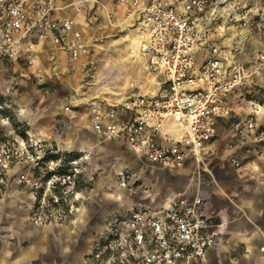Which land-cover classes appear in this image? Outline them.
Segmentation results:
<instances>
[{"label": "built area", "instance_id": "obj_1", "mask_svg": "<svg viewBox=\"0 0 264 264\" xmlns=\"http://www.w3.org/2000/svg\"><path fill=\"white\" fill-rule=\"evenodd\" d=\"M108 1L0 0V58L24 56L25 63L32 65V37L61 47L73 61L87 56L89 45L75 18L63 13L68 8L80 13L85 3H93L106 11L108 22L115 26L116 12L109 11ZM115 1L133 20L130 34L161 92L133 94L108 108L93 101L89 110L98 137L124 141L141 159L161 169H174L189 157L202 163L201 150L216 137L222 119L230 120L236 136L256 133V139L264 141V126L258 118L264 115V52L256 54L251 66L236 59L245 52L253 31L264 39V27L253 25L247 7L229 0ZM217 7L225 10L228 26L239 27L231 44L224 42L227 25L219 21L224 16L216 12ZM212 34L223 38L216 41ZM234 95L237 100L231 103ZM118 112H126L128 118L116 124ZM90 154L62 152L33 133L0 142V201L14 178L17 185L30 190L34 222L64 220L56 211L61 207L78 210L77 189ZM230 162L241 164L236 158ZM201 205L200 196L190 199L178 192L168 209L130 213L126 232L114 228L110 244L123 250L119 242L128 237L137 247L152 246L139 264L200 259L216 244Z\"/></svg>", "mask_w": 264, "mask_h": 264}, {"label": "crops", "instance_id": "obj_2", "mask_svg": "<svg viewBox=\"0 0 264 264\" xmlns=\"http://www.w3.org/2000/svg\"><path fill=\"white\" fill-rule=\"evenodd\" d=\"M229 1L247 7L253 25L264 27L263 0ZM108 5L116 11L117 25L111 29L106 11L93 3H85L82 13L68 8L63 14L75 18L76 27L87 43L93 39L102 40L106 34L104 27L122 33L113 43H127L124 46L111 49L93 44L96 55L112 54L99 59L101 65L95 76L99 77L101 72L102 77H109L115 71L118 74L116 79L104 88L97 85L87 87L88 83L84 82L89 74V71H84L87 56L71 62L61 47L32 37L35 64L45 69L47 79L55 89L52 94L39 95L37 107L33 110L28 98L21 99L18 117L29 127L25 135L33 133L62 152L77 153L97 145L96 156L84 163L85 177L92 178L81 180L82 194L91 195L92 199L105 196L103 180L126 173L128 179L142 178L145 200L131 202L126 208L115 211L106 210L99 202L87 201L76 218L68 216L66 224L34 225L30 221L32 198L29 188L17 185L11 178L0 201V264H139L140 258L151 251L152 246L137 247L127 237L119 242L125 248H113L114 256L110 258L106 253L109 236L113 235L114 228L125 233L126 219L134 211L155 213L168 209L178 192L190 199L196 195L202 198L201 213L209 221V232L215 234L216 239V244L202 258L182 264H264V141H258L256 133L236 136L231 130L230 120L222 119L217 125L216 137L201 150L202 163L189 157L174 169H161L141 158L137 161L124 141H99L92 128L89 110L93 101L108 108L133 94L161 92L160 84L147 71L146 57L138 52L137 41L130 34L133 20L127 19V9L115 0H110ZM216 12L224 16L219 20L227 25L224 42L231 44L239 27L228 26L223 8L217 7ZM91 13L93 15L89 16ZM98 18L103 23L102 32L92 33L89 22ZM223 36L212 34L211 37L221 41ZM260 51L264 52V39L253 31L245 52L237 55L236 59L251 66ZM25 64L24 56L18 60L0 58V91L3 92L7 84L2 78L9 68L22 73ZM21 83L27 85L26 93L29 89L33 91L30 82L21 80ZM235 100L237 95L232 96L231 103ZM63 102H68V109L62 105ZM127 118L126 112H118L115 123ZM258 118L259 124L264 126V115L260 113ZM7 132L5 136L10 139L6 140H19L25 136L23 133L15 134L13 130ZM230 157L242 160V165L235 167ZM92 164L100 169V179L96 181L90 175ZM117 190L126 193L118 186ZM116 220L119 222L115 223Z\"/></svg>", "mask_w": 264, "mask_h": 264}, {"label": "rangeland", "instance_id": "obj_3", "mask_svg": "<svg viewBox=\"0 0 264 264\" xmlns=\"http://www.w3.org/2000/svg\"><path fill=\"white\" fill-rule=\"evenodd\" d=\"M108 2H107V8L109 9V11L116 12L115 9H111L109 7ZM101 9H103V8L101 7ZM84 10L85 9H83V11H81L80 13L84 12ZM92 15L93 14L91 13V15H89V16H92ZM94 16L97 17V15H94ZM115 16H116V14H115ZM114 22H116V21H114ZM88 27L91 29L92 33H96L97 31L102 32V29H104L106 31V34L102 40L101 39L100 40L93 39L92 41H89V43H88L89 54L87 55V64H86L84 71L85 72L89 71V74H88V76L85 77L84 82L88 83L87 87H92L94 85H97L101 88H104V87H107L108 85H110L114 81V79H116L118 74H117V72L114 73L115 72L114 71L109 77L107 75H106V77H102L101 72H100L98 74L99 77L95 76L96 72H99L98 66L101 65V63H99V59H103L105 57H110L112 54L108 53V54H104V55L103 54L102 55H99V54L96 55L95 51H93V49L95 48V46H93V44L94 45L95 44H102V45L112 49V48L117 47V46H120V47L124 46L127 43H124V44L113 43L115 40H118L120 38V36H122V33L110 30L111 28H113V26L111 24L109 25L110 29H107L105 27L102 28L103 23H101V18H98L97 20H92V22H89ZM100 28H102V29H100ZM33 58H34L33 64L32 65L25 64V66H24L25 69L22 73L21 72L18 73L16 71H13L11 68H9L8 72L5 73L4 77L2 78L4 81H7V84H6V86L3 87L4 88L3 92L0 91V140L10 139V138H6L7 136H5V135H7V133H9V132H7L9 130L10 131L13 130L15 132V134H19V133L24 134L25 131L29 130V127L26 124H23V122H21V120H19V117H18V112L22 106L21 105L22 104L21 99L28 98V102L31 101L30 109L33 110L35 107H37L39 95L46 96L47 94H52L54 89H55L52 82H49V80L47 79L48 73H46L45 69H43L39 64L38 65L35 64V60H36L35 55H33ZM79 59H77V60H79ZM77 60L73 61L70 59L71 62H75ZM97 67H98V69H97ZM150 76L155 78L152 74H150ZM21 80H26V81L30 82V84L34 88L33 91L29 89L28 93H26L25 90H26L27 85L21 83ZM20 94L23 96H21ZM59 94H63V93H61V91H59ZM67 104H68V102L62 103L63 106H66ZM66 109H68L67 106H66ZM99 141L102 143H109V141H105V140L101 139L100 137H99ZM83 151L90 152L91 154H90V157L88 159H91L92 157H95L97 154V145H95L89 149L83 150ZM127 153L125 152L124 154L127 155ZM132 154H133V157L138 161L140 157L135 152H132ZM231 158H235V157H230L229 160ZM237 160L240 161V163H241L240 166H241L242 160H240V159H237ZM240 166H238V167L235 166V167L239 168ZM90 175H93L95 181L100 179L99 167L94 166L92 164ZM197 175H199V174H197ZM86 177L89 180L92 178V176H86ZM126 177H127L126 173L124 175H119V176H115V177L108 176L106 179L103 180V191H104V193H106V195L98 197L96 199L95 198L92 199L91 195L86 196V194L84 192L82 194V191L80 188V184H81V182H80L78 189H77L78 190L77 197L79 198V201L77 203H75V206L78 207V210L77 211H74V210L70 211L69 208H63V207L57 209L56 213H62L65 217L64 220H62V221L52 220V221H49L47 223H45V222L44 223L34 222L32 220V217H31V207L33 205V198L31 195L32 199H31V203H30V221L34 225L66 224L69 222V220H67L68 216L71 215V216H74L73 219L76 218L80 214L82 208L84 207V205L86 204L87 201H89V202L93 201V203L99 202V204L101 206H104L106 210L115 211L116 209L126 208V206L131 202H137L140 200H145L146 196H145L144 192L146 190L143 186L142 178L134 177V178L128 179ZM196 177L199 178V176H196ZM85 178L83 180H85ZM117 186L121 187L123 190H125L126 193L118 192ZM29 192H30V190H29ZM112 240H113V237L110 235L108 240H107V245H106L107 246L106 253L108 254V256L110 255V258H113V256H114L113 247L110 244V242ZM109 264H112V262Z\"/></svg>", "mask_w": 264, "mask_h": 264}]
</instances>
